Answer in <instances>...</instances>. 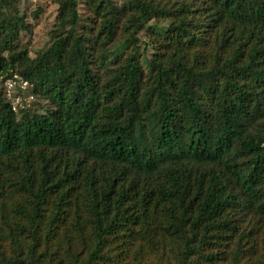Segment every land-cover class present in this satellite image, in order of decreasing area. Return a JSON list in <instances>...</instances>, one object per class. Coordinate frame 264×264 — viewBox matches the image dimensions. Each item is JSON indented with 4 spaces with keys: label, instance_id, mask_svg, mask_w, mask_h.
<instances>
[{
    "label": "trees",
    "instance_id": "obj_1",
    "mask_svg": "<svg viewBox=\"0 0 264 264\" xmlns=\"http://www.w3.org/2000/svg\"><path fill=\"white\" fill-rule=\"evenodd\" d=\"M79 1L0 0V264H264V0Z\"/></svg>",
    "mask_w": 264,
    "mask_h": 264
},
{
    "label": "rangeland",
    "instance_id": "obj_2",
    "mask_svg": "<svg viewBox=\"0 0 264 264\" xmlns=\"http://www.w3.org/2000/svg\"><path fill=\"white\" fill-rule=\"evenodd\" d=\"M116 3L122 5L125 0H115ZM22 15H24L27 23L30 26V32L26 31L22 34V44L29 43V51L32 57H35L38 52L45 49L54 39V32L58 27L57 16L59 4L58 0H14ZM81 19L79 21V31H82L83 26L90 25L95 29L99 27V23L92 20L93 13L91 8L86 3V0H80ZM155 21H151L149 25H153ZM123 34L118 35L120 40L123 39ZM139 45L143 53L142 61L146 66L148 59L151 58L154 47L149 34L143 30L138 35ZM40 103L39 111L44 110L47 102L43 99H38ZM39 108V107H38Z\"/></svg>",
    "mask_w": 264,
    "mask_h": 264
},
{
    "label": "built area",
    "instance_id": "obj_3",
    "mask_svg": "<svg viewBox=\"0 0 264 264\" xmlns=\"http://www.w3.org/2000/svg\"><path fill=\"white\" fill-rule=\"evenodd\" d=\"M1 87L4 89L6 100L11 109L16 113L33 107L38 101L37 96L33 93L32 85L23 77L14 75L4 81L0 80V89Z\"/></svg>",
    "mask_w": 264,
    "mask_h": 264
}]
</instances>
